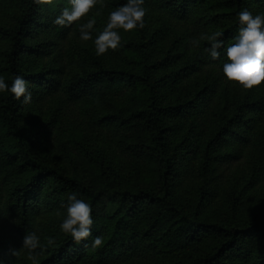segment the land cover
Instances as JSON below:
<instances>
[{
    "label": "trees",
    "instance_id": "16d2710c",
    "mask_svg": "<svg viewBox=\"0 0 264 264\" xmlns=\"http://www.w3.org/2000/svg\"><path fill=\"white\" fill-rule=\"evenodd\" d=\"M125 2L98 0L88 14L61 27L52 20L68 0L42 6L0 0V75L8 83L22 75L32 92L24 104L0 93V264H129L137 257L162 264H264V217L237 218L243 205L237 196L229 218L204 214V185L190 209L176 198L189 154L198 158L204 182L213 161L247 153L254 183L264 180V132L253 138L264 98L252 91L222 97L216 88L226 80L219 70L225 58L213 61L204 53L212 32L224 33V46L233 43L236 14L264 12V0H144V28L118 29L122 47L97 56L92 40L79 39L78 25L95 17V29L102 30L108 13ZM165 33L171 39L166 52L152 57ZM192 39L200 46H190ZM41 103L53 105L49 115L38 109ZM70 105L88 114L86 129L92 126L103 142L113 143L122 169L148 177V186L121 182V173L112 174L100 155L89 158L102 179L95 188L47 159L40 150L52 136L61 145L65 132L57 125ZM73 191L92 206V235L79 244L59 229ZM27 231L40 237L31 253L22 247ZM97 235L103 244L94 248ZM174 243L189 254L168 256L166 246Z\"/></svg>",
    "mask_w": 264,
    "mask_h": 264
},
{
    "label": "rangeland",
    "instance_id": "374dc122",
    "mask_svg": "<svg viewBox=\"0 0 264 264\" xmlns=\"http://www.w3.org/2000/svg\"><path fill=\"white\" fill-rule=\"evenodd\" d=\"M170 42L171 39L166 33L161 35L156 41L155 47L150 50L151 56L155 58L163 56ZM4 47L5 43L0 41V49ZM174 60H176L175 57ZM184 61L185 59L182 57L178 59L177 64L181 65ZM174 64L167 68H172ZM191 82L195 84V78ZM216 91L221 93L222 97L226 95L228 100L236 96H250V91L256 97L264 98V83L261 82L251 88H243L235 82L224 80L216 88ZM178 92V89L174 91L175 94ZM113 96L117 98L116 95ZM43 104L37 105L38 109L41 112H45L46 115H49L53 105L49 103ZM229 108L230 106H225V115L228 114ZM87 116L88 114L76 105L67 107L63 112L61 122L57 125L59 131L63 129L65 132V137L62 139L61 145L52 136L49 138L47 149L42 148L40 151L50 162L62 166L69 174H75L90 187L93 186L95 188L96 185L97 187L102 185L100 171L93 166V160L89 159L95 155H100L106 161H109V164H111L109 168L112 174L121 173L117 175L121 182L128 183V185L132 184L136 188L148 186V177L134 170L122 169L124 163L118 159L117 153L114 152L112 142H103L101 140V133H96L97 130H94L92 126L86 129V127L90 126ZM217 116L219 118L221 117L220 115ZM257 125L259 130L253 137L254 139L262 137V132H264V117L261 121L257 122ZM210 129L212 131L213 127ZM249 154L247 153L240 158L232 159L230 162L222 160L213 161L205 182L202 181L197 169L198 158L189 154L188 158L192 159L191 164H189V168L179 178L176 192L177 200L184 203L188 209L192 208L201 195L200 186L204 185L208 192L206 201L202 203L204 214L210 217H231V211L233 209L231 205L232 197L237 196L243 202L241 209L239 207L235 213L237 218H245L255 215V213H257V216L264 217V180L258 184L254 183L256 179L252 173V164L248 162ZM51 228H54V224L51 225ZM165 250L168 256L174 258H183L189 254L187 247L177 243L166 246ZM160 260L156 259L151 261L147 257H137L129 264H156V262L162 264L163 262Z\"/></svg>",
    "mask_w": 264,
    "mask_h": 264
},
{
    "label": "clouds",
    "instance_id": "9594fccd",
    "mask_svg": "<svg viewBox=\"0 0 264 264\" xmlns=\"http://www.w3.org/2000/svg\"><path fill=\"white\" fill-rule=\"evenodd\" d=\"M98 0H68L67 7L60 10L52 23L61 27H69L74 21L89 13ZM52 0H33L36 6L49 5ZM144 0H126L108 13L107 21L102 30L95 29V17H89L86 22L78 25L79 39L81 41L92 40L95 54L101 56L111 50L122 47V37L118 29L125 32L144 28L145 8ZM237 33L233 37V43L224 46V33L212 32L205 39L209 42L204 48V53L211 60H217L221 54L225 62L220 66L223 78L237 83L240 87L251 88L264 81V12L253 13L247 8L237 14ZM93 32H96L93 36ZM190 46L199 47L200 41L192 39ZM222 49V53H221ZM8 92L14 100L22 104L30 103L32 92L26 80L20 74L13 76L8 83L4 76L0 75V93ZM22 98V99H21ZM65 214L59 223V229L68 234L74 243L86 241L92 235V206L86 200L79 198L76 192L67 195L64 205ZM47 243L51 245L53 238L49 237ZM103 244L100 236H95L92 247L96 248ZM40 246V237L35 231H27L22 239V247L26 250L36 249ZM16 255V249L11 250Z\"/></svg>",
    "mask_w": 264,
    "mask_h": 264
}]
</instances>
